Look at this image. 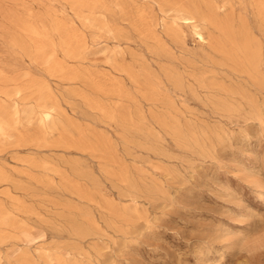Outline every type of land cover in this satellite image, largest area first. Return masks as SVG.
Listing matches in <instances>:
<instances>
[{
    "label": "rangeland",
    "instance_id": "1",
    "mask_svg": "<svg viewBox=\"0 0 264 264\" xmlns=\"http://www.w3.org/2000/svg\"><path fill=\"white\" fill-rule=\"evenodd\" d=\"M211 1L262 46L264 76L249 0ZM157 2L0 0V113L17 121L0 137V264H264V84L190 34L187 58L138 35V10L170 22Z\"/></svg>",
    "mask_w": 264,
    "mask_h": 264
},
{
    "label": "bare ground",
    "instance_id": "2",
    "mask_svg": "<svg viewBox=\"0 0 264 264\" xmlns=\"http://www.w3.org/2000/svg\"><path fill=\"white\" fill-rule=\"evenodd\" d=\"M138 1V0H137ZM148 1L150 4H155L157 0H140ZM166 10L163 13L167 14V18L170 22L159 21L154 19L150 12L147 10L137 11L138 23L135 26L140 36L143 35L148 41H152L156 47L164 54L171 55L177 51L181 52L184 57H189L191 54L187 50V37L190 34L194 40H197L200 44H208L210 46L212 53L209 57L213 55H218L219 57L232 62L234 65L239 66L240 75H245L249 79L253 80L254 83L259 85L264 84V76L261 73V58H262V46L259 45L247 32L242 36L238 35L236 31L233 30V25L230 21L221 23L219 21V16L223 7L216 6L211 0H162ZM250 7L253 8L255 12V18L260 23L261 27H264V0H249ZM117 3V2H116ZM159 3V2H157ZM119 4V3H118ZM160 4V3H159ZM99 5V4H98ZM124 5V4H123ZM136 5V4H135ZM158 5V4H157ZM73 6V4H72ZM84 7V6H82ZM153 7V6H152ZM162 7V6H161ZM109 8V7H108ZM111 8V7H110ZM145 8V7H144ZM233 8V7H232ZM72 10V9H71ZM70 10V11H71ZM78 11V10H77ZM152 12V11H151ZM235 11H233L234 13ZM128 13V12H127ZM62 14V13H61ZM82 14V13H81ZM111 14V13H110ZM114 14V13H113ZM227 14V13H226ZM240 14V13H239ZM129 15V14H128ZM62 17V16H61ZM131 17V16H130ZM240 17V15H239ZM238 17V18H239ZM53 18V17H52ZM133 18V17H132ZM241 18V17H240ZM126 19V18H125ZM159 19V18H158ZM54 20H56L54 18ZM123 20V19H122ZM127 20V19H126ZM125 20V22H127ZM133 20V19H132ZM241 20V19H240ZM239 21V20H238ZM135 22V21H134ZM242 22V21H241ZM136 23V22H135ZM235 23V22H234ZM61 24V23H60ZM242 24V23H241ZM21 25H23L21 23ZM38 25V24H37ZM63 25V23H62ZM132 25V24H131ZM30 26V24H29ZM34 26V25H33ZM66 26V25H65ZM31 27V26H30ZM54 27V26H53ZM64 27V25H63ZM78 27V26H77ZM29 28V27H28ZM116 28V27H115ZM67 30V29H66ZM104 30V29H103ZM110 30V29H109ZM134 30V29H133ZM214 30H218L220 35L217 37L212 33ZM92 31V30H91ZM71 32V31H70ZM122 32V31H121ZM120 32V33H121ZM124 32V31H123ZM136 32V31H135ZM28 33V32H27ZM68 34V33H67ZM100 34V33H99ZM35 36V35H34ZM44 36V35H43ZM65 36V35H64ZM129 36V35H128ZM66 37V36H65ZM79 37V36H78ZM126 37V36H125ZM142 37V36H141ZM62 38V37H61ZM110 38V37H109ZM38 39V38H37ZM145 39V40H146ZM41 41V40H40ZM258 41V40H257ZM16 42V41H15ZM36 43V41H35ZM40 43V42H39ZM52 43V42H51ZM71 43V42H69ZM132 43V42H131ZM61 44V43H60ZM22 45V44H21ZM37 45V44H36ZM56 45V44H55ZM215 45V47H214ZM43 47V45H41ZM78 47V45H77ZM25 48V47H22ZM30 48V47H29ZM73 48V46L71 47ZM75 48V47H74ZM209 48V50H210ZM40 49V48H39ZM79 50V47H78ZM158 50V51H159ZM210 50V51H211ZM23 51V50H22ZM25 51V50H24ZM42 51V50H41ZM44 51V50H43ZM46 51V50H45ZM68 51V49H67ZM65 51V52H67ZM73 52L76 51L72 50ZM153 52V50H152ZM36 53V52H35ZM44 53V52H43ZM63 53V52H62ZM137 53V52H136ZM151 54V53H150ZM156 54V53H155ZM68 55V54H67ZM75 55H78L75 53ZM74 55V56H75ZM85 57V56H84ZM160 57V56H159ZM162 57V56H161ZM49 58V57H47ZM74 58V57H73ZM76 58V57H75ZM167 58V57H166ZM194 58V57H193ZM214 58V57H213ZM165 59V58H163ZM184 59V58H183ZM45 60V59H44ZM143 60V59H142ZM187 60V59H186ZM47 62V61H46ZM146 62V61H145ZM174 62V61H173ZM39 63V62H38ZM179 63V62H178ZM59 64L55 63L54 67L57 68ZM111 65V63H110ZM60 66V65H59ZM112 66V65H111ZM53 67V68H54ZM62 67V66H61ZM60 67V68H61ZM75 67V66H74ZM168 67V66H167ZM218 67V66H217ZM166 68V67H165ZM172 68V67H171ZM200 68V67H199ZM169 69V68H168ZM223 69V68H222ZM57 70V69H56ZM152 70V69H151ZM76 71V70H75ZM164 71V70H163ZM191 71V70H189ZM59 72L60 69H59ZM51 73V72H50ZM69 73V72H68ZM165 73V72H164ZM218 73V72H216ZM237 73V72H236ZM73 74V73H72ZM82 74V73H81ZM108 74V73H107ZM148 74V73H147ZM74 75V74H73ZM77 75V73H76ZM129 75V74H127ZM168 75V79L172 80L176 85L182 86L183 78L176 71H168L165 73ZM82 77V76H81ZM100 77V76H99ZM63 78V77H62ZM84 78V77H83ZM108 78V77H107ZM237 78V77H236ZM114 79V78H113ZM167 79V80H168ZM38 80V79H35ZM42 80V79H41ZM156 80V79H155ZM168 80V81H170ZM242 80V79H241ZM109 81V80H108ZM157 81V80H156ZM244 81V80H243ZM29 82V81H28ZM40 82V81H39ZM47 82V81H46ZM138 82V81H137ZM158 82V81H157ZM3 83V82H2ZM20 83V82H19ZM48 83V82H47ZM113 83V82H111ZM110 85L112 86V84ZM125 83V82H124ZM159 83V82H158ZM118 84H121L118 82ZM112 87L121 88L122 86ZM160 84V83H159ZM125 85V84H124ZM185 85V83H184ZM255 85V84H254ZM16 86V85H15ZM42 86V85H41ZM114 86V85H113ZM157 86V85H156ZM164 86V85H163ZM21 87V86H20ZM33 87V86H32ZM184 87V86H183ZM24 88V87H23ZM42 88V87H41ZM76 88V87H75ZM119 88V89H120ZM125 88V87H122ZM181 88V87H180ZM263 88V87H262ZM2 89V88H1ZM72 89V88H71ZM80 89V88H79ZM101 89V88H100ZM112 89V90H113ZM166 89V88H165ZM203 89V88H202ZM244 89V88H243ZM8 90V88H7ZM37 90V89H36ZM116 89L113 91L115 92ZM146 90V89H144ZM192 90V89H191ZM3 91V90H1ZM9 91V90H8ZM47 91V90H44ZM112 91V92H113ZM154 91V90H153ZM113 92V93H114ZM120 93V91H118ZM156 92V91H154ZM207 92V91H206ZM3 92H1L2 94ZM18 93H22L18 90ZM118 93V96H119ZM123 93V90H122ZM148 93V92H146ZM197 93V92H196ZM21 95V94H19ZM32 95V94H31ZM117 95V94H115ZM158 95V94H157ZM84 96V95H83ZM126 96V95H125ZM153 96V95H152ZM164 96V95H162ZM161 96V97H162ZM20 97V96H19ZM30 97V96H29ZM165 97V96H164ZM186 97V96H185ZM81 98V97H80ZM31 99V98H30ZM205 99V98H204ZM227 99V98H226ZM159 100V99H158ZM211 100V99H210ZM236 100V99H235ZM156 100H154L155 102ZM173 101V100H171ZM199 101V100H198ZM84 102V101H83ZM161 102V101H160ZM100 103V102H99ZM140 103V102H139ZM163 103V102H162ZM224 106V104H223ZM204 107V106H203ZM175 108V106H174ZM39 111L31 112V114H36L40 124L47 126L55 118L57 109L54 106H40ZM103 108H101L102 110ZM224 109V108H223ZM103 111V110H102ZM18 112V110H17ZM114 112V111H113ZM258 114V113H257ZM16 115V114H15ZM30 115V114H29ZM255 115V113H254ZM258 116V115H257ZM32 117V116H29ZM35 117V115H34ZM107 117V116H106ZM233 118V117H232ZM258 118V117H257ZM170 120V119H169ZM257 121V120H256ZM17 123L16 120H12L6 115L0 113V137L8 136L9 131L13 128L12 123ZM110 122V121H109ZM263 122V121H261ZM167 123V122H166ZM172 124V123H171ZM55 125V124H53ZM52 125V126H53ZM43 126V127H44ZM179 126V125H178ZM263 126V125H262ZM54 127V126H53ZM45 128V127H44ZM136 128V127H135ZM134 128V129H135ZM57 129V127H56ZM126 129V128H125ZM166 129V128H165ZM179 131V130H178ZM174 132V131H173ZM60 133V132H59ZM126 133V132H125ZM104 134V133H103ZM23 136V135H22ZM60 136V135H59ZM228 136V135H227ZM62 137V135L60 136ZM217 137V136H216ZM71 138V137H70ZM128 138V137H127ZM94 139V138H93ZM129 142V141H128ZM101 143V142H100ZM132 143V142H131ZM202 143V142H201ZM130 144V143H129ZM135 144V143H134ZM18 145V144H17ZM68 145V144H67ZM187 145V144H186ZM20 146V145H19ZM45 147V146H44ZM136 148V146H134ZM18 148V147H17ZM46 148V147H45ZM84 150V149H83ZM109 150V149H108ZM252 154V153H251ZM91 156V155H90ZM13 158V157H12ZM17 160V159H16ZM25 162V161H24ZM48 163V162H47ZM38 167V165H37ZM74 167V166H73ZM8 168V167H7ZM9 169V168H8ZM11 169V168H10ZM13 171V170H12ZM22 171V170H21ZM23 174V173H22ZM31 174V173H30ZM32 176V175H31ZM106 176V175H105ZM37 178V177H36ZM84 178V177H83ZM7 176L0 171V181H7ZM52 179V178H51ZM50 179V180H51ZM36 183V182H35ZM34 183V184H35ZM132 186V185H131ZM95 189V188H94ZM7 190V189H6ZM159 190V189H158ZM135 191V190H134ZM139 191V190H138ZM85 195V194H84ZM88 196V195H87ZM50 200V199H49ZM56 201V200H55ZM72 205V204H71ZM113 207V206H112ZM42 208V207H41ZM81 208V207H80ZM89 208V207H88ZM67 209V208H66ZM74 209V207H73ZM72 209V210H73ZM82 209V208H81ZM69 210V209H68ZM86 210V209H85ZM32 212V211H31ZM77 212V211H76ZM75 213V212H74ZM127 213V212H126ZM80 214V212H79ZM30 215V214H29ZM86 215V214H85ZM89 215V214H88ZM128 215V214H127ZM22 216V215H21ZM1 220L7 224L9 215L3 214L0 211ZM88 217V216H86ZM121 217V216H120ZM71 218V217H70ZM83 218V217H82ZM46 219V217H45ZM67 220V219H66ZM126 220V219H125ZM129 220V219H128ZM11 222V221H10ZM58 223V222H57ZM60 225V223H58ZM76 224V223H75ZM5 226V225H4ZM12 227V226H11ZM6 228V227H5ZM80 229V228H79ZM25 230V229H24ZM8 233V232H7ZM5 232V235L7 234ZM26 236L25 233H22ZM74 234V233H73ZM86 234V233H85ZM88 235V234H87ZM75 236V235H74ZM2 232H0V239H2ZM7 237V235H6ZM17 237V236H16ZM3 242V241H2ZM208 247V246H207ZM23 253V252H22ZM1 259V258H0ZM88 261V260H87Z\"/></svg>",
    "mask_w": 264,
    "mask_h": 264
}]
</instances>
